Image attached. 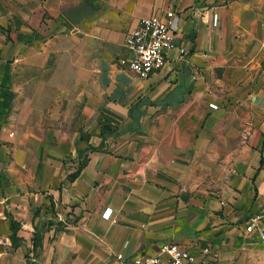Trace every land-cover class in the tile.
<instances>
[{
	"label": "crops",
	"instance_id": "1",
	"mask_svg": "<svg viewBox=\"0 0 264 264\" xmlns=\"http://www.w3.org/2000/svg\"><path fill=\"white\" fill-rule=\"evenodd\" d=\"M225 1L0 0L13 93L0 208L22 242L42 235L43 264H114L165 242L264 264V0ZM167 9L187 54L139 78L118 63L124 38ZM106 113L117 121L102 144Z\"/></svg>",
	"mask_w": 264,
	"mask_h": 264
},
{
	"label": "built area",
	"instance_id": "2",
	"mask_svg": "<svg viewBox=\"0 0 264 264\" xmlns=\"http://www.w3.org/2000/svg\"><path fill=\"white\" fill-rule=\"evenodd\" d=\"M224 2L226 1L222 0V3ZM179 17V12L167 9L163 16L141 18L137 26L125 36L124 47L128 54L119 58L118 63L139 78H146L165 65L168 51L177 50L180 57L186 56L187 50L183 45H178L176 41V23ZM213 24H216L215 20ZM261 28L263 31L261 39L264 41V21L261 23ZM209 107L217 108L213 103H210ZM110 217L111 209L106 208L102 213V218L110 219ZM254 227V223H249L246 231L250 232ZM259 236L264 241V233L260 232ZM202 253L204 256L198 259L187 247L176 242H165L154 254L127 257L123 252H118L114 255V264H213L206 260L209 249L203 248Z\"/></svg>",
	"mask_w": 264,
	"mask_h": 264
},
{
	"label": "rangeland",
	"instance_id": "3",
	"mask_svg": "<svg viewBox=\"0 0 264 264\" xmlns=\"http://www.w3.org/2000/svg\"><path fill=\"white\" fill-rule=\"evenodd\" d=\"M12 216L6 208H0V264H43L38 258L42 245V235H33L30 241L20 240L15 235L18 223L12 225ZM56 235H49L45 242L47 247L52 244ZM42 255V253H41Z\"/></svg>",
	"mask_w": 264,
	"mask_h": 264
},
{
	"label": "trees",
	"instance_id": "4",
	"mask_svg": "<svg viewBox=\"0 0 264 264\" xmlns=\"http://www.w3.org/2000/svg\"><path fill=\"white\" fill-rule=\"evenodd\" d=\"M4 81H8V73L4 75ZM13 98V93L10 91L9 87L6 84L0 85V116L5 115L10 107L11 101ZM117 121V117L113 116L110 113H106L105 115H102L99 117V123L101 126L100 135L102 137V144L105 140V138L114 132V130L111 127L112 123H115ZM87 163V159H83L76 172L71 175L70 177H75L81 168ZM12 225L15 224V222L12 220ZM35 235H38L37 233ZM40 246V245H38ZM36 246V248L38 247Z\"/></svg>",
	"mask_w": 264,
	"mask_h": 264
}]
</instances>
